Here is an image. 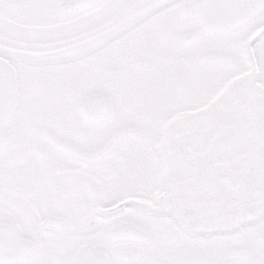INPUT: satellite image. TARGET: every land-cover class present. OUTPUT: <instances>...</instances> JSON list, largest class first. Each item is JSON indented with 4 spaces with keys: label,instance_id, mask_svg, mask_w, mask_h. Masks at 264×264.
<instances>
[{
    "label": "snow or ice",
    "instance_id": "1",
    "mask_svg": "<svg viewBox=\"0 0 264 264\" xmlns=\"http://www.w3.org/2000/svg\"><path fill=\"white\" fill-rule=\"evenodd\" d=\"M0 264H264V0H0Z\"/></svg>",
    "mask_w": 264,
    "mask_h": 264
}]
</instances>
